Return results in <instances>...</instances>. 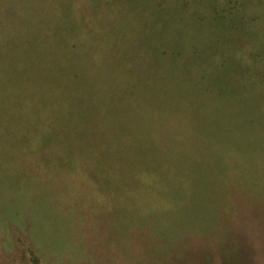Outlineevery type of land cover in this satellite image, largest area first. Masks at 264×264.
Instances as JSON below:
<instances>
[{"label": "rangeland", "instance_id": "rangeland-1", "mask_svg": "<svg viewBox=\"0 0 264 264\" xmlns=\"http://www.w3.org/2000/svg\"><path fill=\"white\" fill-rule=\"evenodd\" d=\"M222 1L0 0V264H30L29 248L39 264H149L153 258L166 264L173 254L188 256L177 241L186 232L205 236L202 248L222 264H264V193L255 194L263 202L257 211L240 203L235 187L221 190L223 200L215 188L216 202L196 186L192 198L185 189L170 199L157 195L152 171L136 193L127 191L133 198L125 192L131 172L124 167V35L141 50L162 43L174 51L175 35L191 33L220 50L227 37L214 23ZM160 3L179 29L159 32L153 18ZM252 4L264 6V0H247L248 16ZM254 14L247 22L253 27L243 28V35H255L252 42L264 38L253 24L264 25V11ZM202 136L191 138L199 148L190 167L206 174L203 158L223 149L204 145ZM228 148L230 156L239 155ZM230 169L229 182L236 184ZM262 175L248 181L264 186ZM144 205L150 229L167 239L153 250L131 241V229L124 228V216L136 221ZM227 205L234 212L223 225L215 213Z\"/></svg>", "mask_w": 264, "mask_h": 264}, {"label": "trees", "instance_id": "trees-1", "mask_svg": "<svg viewBox=\"0 0 264 264\" xmlns=\"http://www.w3.org/2000/svg\"><path fill=\"white\" fill-rule=\"evenodd\" d=\"M220 4V8L215 5L219 20L214 24L218 23L227 37L220 50L211 43L207 46L208 42L199 44V37L196 39L191 33V38L189 33H184V38L175 35L177 44L173 45L177 48L174 51L160 48L162 43L155 50L147 47L141 50L138 45L130 44V37L124 35V69H127L124 71V167L131 172L128 180L131 186L125 189L128 198L133 195L127 191L136 193L145 182L146 172L152 171L157 176L158 196L164 192L172 199L186 189L185 193L192 198V188L196 186L209 190L205 191L211 197L209 201L216 202L212 196L215 188H219L220 193L224 188H231L233 192L235 187L245 207L256 211L262 207L263 202H259L262 197L255 195L264 193L261 180L252 183L248 180H258L259 175L264 174V38H255L252 42L255 35L250 31L243 35V28L250 26L249 20L256 19L255 8L264 11V6L252 4V14L248 16L247 0H223ZM158 5L153 19L159 25V32L179 29L180 25H170L167 21L172 17L171 11L161 3ZM176 18L180 20L183 15L178 14ZM253 22L264 33V25L260 27L258 22ZM186 49H190L188 55ZM71 76L70 79L75 78L77 73ZM183 132L192 135L182 136ZM193 134H203L204 145L223 149L222 155L209 153L205 161L203 158L200 165L208 168L206 174L190 167L193 152L199 148L191 141ZM228 134H235L236 139L226 141ZM230 145L239 155L233 157L226 153ZM230 168L237 173L236 184L229 182ZM146 187L148 189L149 183ZM224 194L226 190L221 191L219 199L223 200ZM146 206L133 215L136 221L124 216V228L131 229L130 235L137 234L138 237L129 235L131 241L141 240L152 249L157 241L166 238L150 229L148 219L152 214ZM141 208L142 205L138 209ZM233 212V205H227L218 208L215 214L223 216L221 220L225 225ZM219 223L217 221L216 225ZM185 234L184 239L188 240L179 236L177 241H183L179 243L181 247L186 246L188 263L184 254H173L172 258L177 260L171 258L166 264H222L205 251L208 246L202 248L205 236ZM27 259L30 264H39L32 248L27 249ZM156 261L157 258H153L149 264H165Z\"/></svg>", "mask_w": 264, "mask_h": 264}]
</instances>
